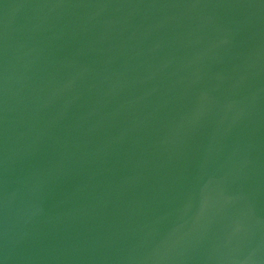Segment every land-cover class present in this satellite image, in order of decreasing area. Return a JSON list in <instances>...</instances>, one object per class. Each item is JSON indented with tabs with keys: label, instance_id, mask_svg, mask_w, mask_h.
Masks as SVG:
<instances>
[{
	"label": "water",
	"instance_id": "1",
	"mask_svg": "<svg viewBox=\"0 0 264 264\" xmlns=\"http://www.w3.org/2000/svg\"><path fill=\"white\" fill-rule=\"evenodd\" d=\"M0 264H264V0H0Z\"/></svg>",
	"mask_w": 264,
	"mask_h": 264
}]
</instances>
